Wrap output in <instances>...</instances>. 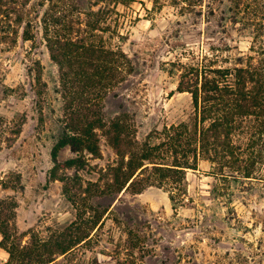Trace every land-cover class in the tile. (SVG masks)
Returning <instances> with one entry per match:
<instances>
[{
    "label": "rangeland",
    "instance_id": "obj_1",
    "mask_svg": "<svg viewBox=\"0 0 264 264\" xmlns=\"http://www.w3.org/2000/svg\"><path fill=\"white\" fill-rule=\"evenodd\" d=\"M159 1L0 0V264H264V181L226 182L202 161L183 206L155 185L120 192L130 155L192 116L170 64L181 44L199 54L227 44L233 64L264 52V0H190L184 11L188 0ZM70 40L119 47L134 69L110 91L108 79L92 86L85 77L105 57L71 54ZM96 89L108 94L89 104ZM83 133L95 151L53 155Z\"/></svg>",
    "mask_w": 264,
    "mask_h": 264
},
{
    "label": "trees",
    "instance_id": "obj_2",
    "mask_svg": "<svg viewBox=\"0 0 264 264\" xmlns=\"http://www.w3.org/2000/svg\"><path fill=\"white\" fill-rule=\"evenodd\" d=\"M106 1L115 7L130 0ZM190 4V0L185 2L181 11L187 9ZM108 12L113 10L108 9ZM10 25L12 26L11 23ZM186 44H181L180 55L170 64L178 71L177 91L191 95L192 116L189 121L171 125L165 130L166 141L158 145L144 143L139 151L130 155L128 168H133L134 163L137 165L120 189V192H125L135 187L136 193H139L146 186L155 185L165 188L171 202L180 206L189 199L185 186L187 171L199 170L202 161L210 165L207 174L226 182L264 181V52L260 57L247 55L246 60V56L239 55L233 64L230 54L226 58L222 56L223 51L231 50L227 44L226 48L209 45V50L201 54L188 49ZM62 46L71 49L67 51L71 54L85 48L86 53L97 63H100L103 54V65L89 64L93 65L94 69L88 72L90 74L85 79L88 78L87 83L92 86L108 79L106 87L110 91L114 87L112 82L120 72L125 73L124 76L127 77L134 69L130 57L119 47L104 51L101 50V45L78 46L71 40L64 42ZM53 59L56 60L54 54ZM79 73H75L77 77ZM81 73L83 74V71ZM77 77L70 85L65 78V92L68 93L70 88L75 86ZM76 90L78 91L77 88ZM73 93L75 94L70 96L75 98L77 92ZM106 93L108 94L103 89L88 90V103L95 102ZM68 108L72 109L74 105L69 102ZM118 120L112 121L113 127H121ZM83 134L60 138L53 148V155H56L59 147L67 144L75 151H79L82 146L95 151V148L88 146L86 142L90 138L95 140L94 134ZM111 137L116 139L118 144L123 140L120 132ZM166 157L171 158L170 162H160L167 160ZM69 250L70 248L65 249L62 253Z\"/></svg>",
    "mask_w": 264,
    "mask_h": 264
}]
</instances>
